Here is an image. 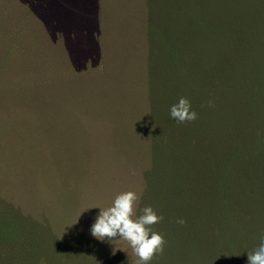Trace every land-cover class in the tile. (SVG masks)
Segmentation results:
<instances>
[{
	"label": "trees",
	"instance_id": "trees-1",
	"mask_svg": "<svg viewBox=\"0 0 264 264\" xmlns=\"http://www.w3.org/2000/svg\"><path fill=\"white\" fill-rule=\"evenodd\" d=\"M145 5V72H110L95 86L104 87V132L85 138L90 172L100 173L89 190L104 193V207L137 191L139 208L151 205L161 217L150 227L163 236V251L149 264H246L264 234V0ZM180 97L194 120L169 116ZM83 133L69 132L76 140ZM62 194L71 196L55 221L45 216L54 239L94 241L75 227L87 222L83 203L72 200V188ZM121 240L112 242L115 254L102 246L105 261L136 264Z\"/></svg>",
	"mask_w": 264,
	"mask_h": 264
},
{
	"label": "rangeland",
	"instance_id": "rangeland-1",
	"mask_svg": "<svg viewBox=\"0 0 264 264\" xmlns=\"http://www.w3.org/2000/svg\"><path fill=\"white\" fill-rule=\"evenodd\" d=\"M145 4L0 0V264H121L73 233L58 242L47 223L68 204L65 188L83 203L87 222L76 229L86 232L93 206L104 208V193L89 190L100 173L90 172L85 142L104 132V87L95 86L110 72H145ZM77 131L84 139L69 134Z\"/></svg>",
	"mask_w": 264,
	"mask_h": 264
},
{
	"label": "clouds",
	"instance_id": "clouds-1",
	"mask_svg": "<svg viewBox=\"0 0 264 264\" xmlns=\"http://www.w3.org/2000/svg\"><path fill=\"white\" fill-rule=\"evenodd\" d=\"M190 109V101L186 97H180L170 105L169 116L181 123L186 120L192 121L196 118V112ZM139 200V192L124 190L114 196L109 206L104 208L93 206L99 211L94 214L88 226V235L96 243L110 246L112 254L116 251L113 250L112 242L122 239L138 258L136 264H149L154 254L163 251V236L150 227L161 217L151 205L139 208ZM246 264H264V234L260 235L258 246L252 252H247Z\"/></svg>",
	"mask_w": 264,
	"mask_h": 264
}]
</instances>
